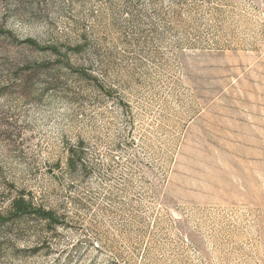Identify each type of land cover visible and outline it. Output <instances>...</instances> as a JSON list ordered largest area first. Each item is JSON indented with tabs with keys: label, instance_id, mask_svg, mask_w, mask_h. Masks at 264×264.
I'll return each mask as SVG.
<instances>
[{
	"label": "rangeland",
	"instance_id": "rangeland-1",
	"mask_svg": "<svg viewBox=\"0 0 264 264\" xmlns=\"http://www.w3.org/2000/svg\"><path fill=\"white\" fill-rule=\"evenodd\" d=\"M0 32V264H264V0H0Z\"/></svg>",
	"mask_w": 264,
	"mask_h": 264
},
{
	"label": "trees",
	"instance_id": "trees-1",
	"mask_svg": "<svg viewBox=\"0 0 264 264\" xmlns=\"http://www.w3.org/2000/svg\"><path fill=\"white\" fill-rule=\"evenodd\" d=\"M9 36L10 35L5 33V32H0V39H9ZM10 38H11V36H10ZM28 43L31 46H34V47H37V48H40V49H45V48H41L33 40H29ZM52 51H54L55 53L57 52V50H54V49ZM37 67H41V66L38 65ZM71 164H74V154L73 153L71 154ZM26 211H28V207L26 206L25 202H23L22 198L14 200L13 205H12V212H11L12 216L16 217L18 215L25 214V213H27ZM41 215L43 217H45L46 219H48L49 222H51V224H52V222L54 223L55 219L52 216L51 212H45V213L43 212V214H41ZM0 221H4V219L1 218V216H0Z\"/></svg>",
	"mask_w": 264,
	"mask_h": 264
}]
</instances>
